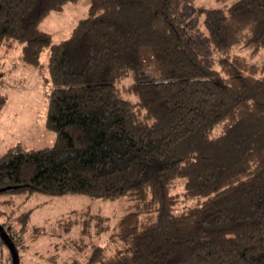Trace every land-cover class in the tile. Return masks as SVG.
I'll use <instances>...</instances> for the list:
<instances>
[{
  "label": "trees",
  "instance_id": "obj_1",
  "mask_svg": "<svg viewBox=\"0 0 264 264\" xmlns=\"http://www.w3.org/2000/svg\"><path fill=\"white\" fill-rule=\"evenodd\" d=\"M78 1L0 0V53L20 49L39 67L49 51L56 133L51 147L0 156V194L137 201L110 238L114 254L94 246L86 264H264V0L206 12L220 69L196 50L176 0H90L55 42L41 25ZM6 103L0 92V111ZM2 226L25 264L24 228Z\"/></svg>",
  "mask_w": 264,
  "mask_h": 264
},
{
  "label": "rangeland",
  "instance_id": "obj_2",
  "mask_svg": "<svg viewBox=\"0 0 264 264\" xmlns=\"http://www.w3.org/2000/svg\"><path fill=\"white\" fill-rule=\"evenodd\" d=\"M235 1L176 0L178 21L196 29L193 44L214 69H220L219 56L209 39L206 12L228 8ZM89 7L90 0L70 3L64 11L53 12L41 29L52 33L55 42H61L87 16ZM236 52L246 54L243 49ZM19 57L20 49L0 53V71L5 73L0 92L7 96L0 111V156L18 143L26 149H42L53 146L56 140V133L46 126L48 94L53 87L46 85L50 77L49 51L43 54L39 67L25 65ZM130 82L127 78L122 86L128 87ZM175 192H184L183 182L178 183ZM137 206V201L127 196L104 201L82 194L4 192L0 194V224H10L18 231L24 228L18 255L25 264H86L94 246H102L107 256L114 254L118 244L110 238L117 223ZM23 213H28L26 221L19 218ZM6 240L0 232V264H15L16 250Z\"/></svg>",
  "mask_w": 264,
  "mask_h": 264
},
{
  "label": "water",
  "instance_id": "obj_3",
  "mask_svg": "<svg viewBox=\"0 0 264 264\" xmlns=\"http://www.w3.org/2000/svg\"><path fill=\"white\" fill-rule=\"evenodd\" d=\"M0 232H1L2 236H3V238L5 237V239H7L6 242H7V243L13 248V250L15 251L14 244L11 242L8 233L4 230V227H3L1 224H0ZM15 254H16V252H15Z\"/></svg>",
  "mask_w": 264,
  "mask_h": 264
}]
</instances>
